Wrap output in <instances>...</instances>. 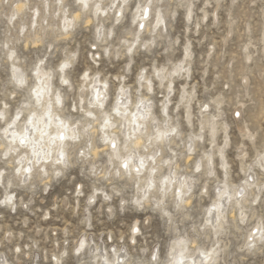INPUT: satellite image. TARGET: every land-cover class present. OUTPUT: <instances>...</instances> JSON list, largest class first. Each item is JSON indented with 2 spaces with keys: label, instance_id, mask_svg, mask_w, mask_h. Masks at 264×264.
<instances>
[{
  "label": "rangeland",
  "instance_id": "rangeland-1",
  "mask_svg": "<svg viewBox=\"0 0 264 264\" xmlns=\"http://www.w3.org/2000/svg\"><path fill=\"white\" fill-rule=\"evenodd\" d=\"M23 3L27 5L21 9ZM137 3L125 5L121 22L112 29L114 41L141 36L130 58L117 61L115 53L104 58L99 50L93 55L101 57L113 76L131 60L124 80L128 103L139 106L141 99L150 100L157 133L172 130L166 137L174 139L171 151L162 155L176 159L181 171L165 168L164 174L173 172L192 182L190 204L181 206L169 195L133 205L134 183L114 181L121 193L117 196L108 180L97 183L90 164L73 165L46 182L36 177L34 184L0 189V264H117L120 254L123 264H145L153 252L164 261L172 259L174 246L195 257L202 249L216 250L217 264H264V241L257 248L249 246L250 234L257 231L247 221L233 225L229 211L218 230L207 223L214 217L219 188L243 190L251 177L245 166L264 158V0H154L140 31ZM65 7L67 13L49 0L45 13L40 0H0V109L8 105L7 119L29 107L40 61L50 71L77 44L86 43L87 32L81 28L74 30L79 37L74 42L56 40L54 29L62 26L64 16L71 20L72 9ZM158 13L164 22L155 28ZM112 23L98 25L101 35L92 28V35L103 39ZM12 50L25 85L13 74ZM116 98V92L110 93L109 104ZM167 99L168 115L163 110ZM106 159L98 162V171ZM199 161L202 172L193 176ZM94 187L111 198L93 197ZM225 204L235 206L231 198ZM240 215L237 210L235 216Z\"/></svg>",
  "mask_w": 264,
  "mask_h": 264
},
{
  "label": "clouds",
  "instance_id": "clouds-1",
  "mask_svg": "<svg viewBox=\"0 0 264 264\" xmlns=\"http://www.w3.org/2000/svg\"><path fill=\"white\" fill-rule=\"evenodd\" d=\"M40 2L47 13L49 0ZM54 2L62 12H68L65 5L72 9L71 25L65 20L61 27L54 29L56 40L74 42L79 39L74 37V30L81 28L87 32L86 43L82 41L77 44V50L70 57L50 69L51 75L44 82L48 98L42 105L32 103L14 118L9 116L7 120L4 119L3 112L8 109V105L5 104L0 109V189L7 192L12 188L22 187L27 182L26 177H37L46 182L49 178L61 175L64 168L90 164V171L97 177V183L100 179L108 180L114 195L121 194L115 190L114 181L127 180L134 183L136 196L131 200L133 205H149L157 196L170 195L179 205L187 207L191 202V188L186 187L183 181L175 180L173 173L170 172L167 176L164 174L165 168L175 169L176 173L181 171L176 159L165 160L162 155L171 151V138L167 143L161 142L154 127L155 120H141L136 124L132 119L133 114L130 111L125 113L120 105L119 96L126 91L124 80L131 68V60L113 76L108 71V66H103L101 57L93 55L99 50L104 58H111L113 53L117 61L130 58L135 47L134 41L138 37H116L114 41L116 33L112 30L121 22L128 0H123V3L120 0ZM153 6L154 0H138L137 8L141 19H145L144 13ZM114 12L118 13L115 18ZM113 19L115 23H112ZM109 23H112V27L107 30L103 39L92 35V28L99 33L98 25ZM141 25L145 28V24ZM83 52H87V56ZM43 63L44 61H40L41 65ZM112 92L117 93V98L114 103L109 104ZM49 113L52 114L51 119L48 118ZM13 126L18 135H12L9 139L8 128ZM29 131L32 132L31 136ZM174 135L178 136L179 133ZM252 139L256 141L255 136ZM260 151L264 153V145L260 146ZM104 157L107 159L103 170L98 171V162ZM201 172L202 165L197 164L192 175ZM244 173L246 176L251 173V177L246 181L248 187L245 189H232L231 199L235 206L228 208L217 201V207L221 209L222 218L231 211L233 225H236L237 220L240 225L247 221L249 229L254 228L264 240V158L260 159L259 164L254 161L246 165ZM193 183H198V180ZM97 194H103L105 200L111 198L102 187L93 188V197ZM120 203L123 206L126 201L122 199ZM157 203L162 204L163 200H158ZM237 210L241 212L239 217L235 216ZM223 223H227V220L224 219ZM127 264L133 262L128 261ZM145 264L175 262L172 259L164 261L153 252L151 259L145 261ZM179 264H184V261ZM193 264L197 262L193 261ZM207 264H217V261L210 257Z\"/></svg>",
  "mask_w": 264,
  "mask_h": 264
},
{
  "label": "bare ground",
  "instance_id": "bare-ground-1",
  "mask_svg": "<svg viewBox=\"0 0 264 264\" xmlns=\"http://www.w3.org/2000/svg\"><path fill=\"white\" fill-rule=\"evenodd\" d=\"M128 2H130V0H128ZM120 3H123V0H120ZM120 3L119 5L117 6V8L120 7ZM26 3H23L21 5V9H23L24 7H26ZM128 5V4H127ZM118 14V13H116ZM160 13L157 14V18L153 21V25L155 24V28H157L160 24H162V22H164L163 20V15L162 16H159ZM144 16H145V19H141V15H139V19H140V22H139V31L142 29H145L146 28V22L150 19L151 17V9H148L146 10V12L144 13ZM46 20V19H45ZM65 20H67L68 24L71 25V20L67 17V16H64L63 17V24L65 22ZM145 24V28H141L140 25L141 24ZM62 24V25H63ZM99 35H101V32L99 31ZM139 36V35H138ZM137 36V37H138ZM141 37V36H139ZM140 39V38H139ZM141 41V40H140ZM14 50H12L11 54H12V59H13V62H12V67L14 69L13 71V74L15 77H18L19 75L17 74L16 70L18 69V65H16L17 61H18V58L14 56ZM179 67V66H178ZM174 71H179L178 68H175ZM51 73L49 70H47L43 65L38 67L36 69V82L34 83V86H33V89H31V102H29V107L32 103H35L37 106L39 105H42L43 102L48 98V91H47V88L45 87V81H47L50 77ZM22 79H24V77H22ZM20 77H18V80H21L20 82H22V84L26 81V80H22ZM145 79V78H144ZM166 79V78H164ZM172 84V82H170ZM26 83H24L25 85ZM150 86H152L150 84ZM149 86V87H150ZM172 89V87L170 88V90ZM119 100H120V105L122 106L123 108V111L125 113H129V111L133 114L132 115V119L136 121V124H139L141 122V120L143 121H150V120H155L156 121V125L157 124V120L154 117L153 115V112H152V104H150V100H144V99H141V103L139 104V106L136 107V109L134 108H130L129 106L131 104L128 103V98H127V95L126 93H122L120 94L119 96ZM30 101V100H29ZM171 101L169 99H167V101L163 104V110H164V113L166 115H168V107L170 105ZM144 104H147V105H144ZM25 108H27L26 106H23L22 107V110L19 111L18 113L22 112ZM17 113V114H18ZM15 114V116L17 115ZM13 115V118L15 117ZM214 116V115H213ZM220 116V115H219ZM3 117L4 119L7 120V112H3ZM215 117V116H214ZM48 118L51 119L52 118V114L49 113L48 114ZM11 122V121H10ZM217 123V122H216ZM215 123V124H216ZM212 125V124H211ZM155 126V125H154ZM213 126V125H212ZM215 127V126H214ZM213 127V128H214ZM213 130V129H212ZM211 130V131H212ZM215 130V129H214ZM217 130V129H216ZM172 132V130H167V131H163V130H158V138L161 142H169V138H166L168 135V133ZM8 133L10 134L9 135V139H11V136L12 135H18V132L16 131L15 129V126H13L12 128H8ZM29 136L32 135V132L29 131ZM212 134V133H211ZM215 135V134H214ZM202 137V136H201ZM200 137V138H201ZM214 137V136H213ZM202 139V138H201ZM174 141V139H171V142ZM213 141V140H212ZM195 147V145L193 146H190V148H193ZM213 148V147H212ZM222 149V148H221ZM220 153H222V151L220 150ZM219 153V154H220ZM225 154V153H224ZM222 155V154H221ZM262 157V156H261ZM212 159V154L211 156L208 157V161H211ZM200 164L202 163V161H199ZM211 163V162H210ZM212 164V163H211ZM213 166V165H211ZM173 173V172H171ZM174 174V173H173ZM36 177H32V178H25L26 179V184L29 182V184H34V179ZM173 178L175 180H177L179 177L176 176V174L173 175ZM39 179V178H38ZM51 179V178H49ZM179 182L180 181H183L185 183V186L186 187H190L192 189L193 187V184L192 182L189 180V179H182V177H180V179H178ZM28 185V184H27ZM230 186V185H229ZM227 186V185H224V186H221L219 188V198H218V202L222 205H224L225 207L226 204H225V201H227V198H231L233 196V192H232V189ZM248 187L247 183L245 184V187L244 189ZM98 195V194H97ZM9 201L10 202H14L15 201V198L13 197L12 194L9 195ZM222 197V199H221ZM214 207V214L213 216L214 217H211V219H209V221L207 222L208 224L211 225L212 229L214 230H217L218 228H221L224 223H223V220L226 219L225 217H221L220 213H221V209H219L217 207V203L213 206ZM168 215V214H167ZM170 215V214H169ZM136 229V228H135ZM217 234V232H216ZM252 238L251 241H249V246L250 245H253V247H256L258 245V243L260 242H263L264 240H262L260 238V233L257 231V233L254 235L253 233L250 234V236ZM174 246V245H173ZM178 247V248H177ZM252 248V246H250ZM257 248V247H256ZM255 249V248H254ZM173 250L175 251V253L171 254L172 255V260L175 262V264H179L180 261H184V264H193V261L197 262V264H200V262H204V264H207L208 260L210 257H216L217 255V251L216 250H212L210 252H207V251H204L203 249L201 251H199V256L198 257H195L194 255H191L189 252H186V249L185 248H180L179 246H174L173 247ZM125 256L124 255H121L117 258V261L119 262V264H123L124 262V259ZM216 259V258H215ZM109 262V261H107ZM112 264H115V263H112Z\"/></svg>",
  "mask_w": 264,
  "mask_h": 264
},
{
  "label": "snow or ice",
  "instance_id": "snow-or-ice-1",
  "mask_svg": "<svg viewBox=\"0 0 264 264\" xmlns=\"http://www.w3.org/2000/svg\"><path fill=\"white\" fill-rule=\"evenodd\" d=\"M141 28H143V25H140ZM237 115H239V113H237ZM125 167H127V165H125Z\"/></svg>",
  "mask_w": 264,
  "mask_h": 264
}]
</instances>
